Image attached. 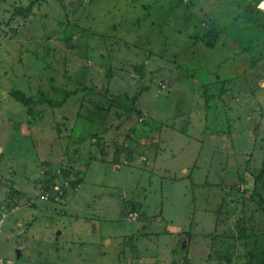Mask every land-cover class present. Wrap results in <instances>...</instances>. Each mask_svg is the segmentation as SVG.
<instances>
[{"label": "rangeland", "instance_id": "obj_1", "mask_svg": "<svg viewBox=\"0 0 264 264\" xmlns=\"http://www.w3.org/2000/svg\"><path fill=\"white\" fill-rule=\"evenodd\" d=\"M254 3L0 0V264H264Z\"/></svg>", "mask_w": 264, "mask_h": 264}, {"label": "trees", "instance_id": "obj_2", "mask_svg": "<svg viewBox=\"0 0 264 264\" xmlns=\"http://www.w3.org/2000/svg\"><path fill=\"white\" fill-rule=\"evenodd\" d=\"M260 0H255V3L254 4H256V3H258ZM254 4H252L251 6H250V8H249V12H248V14H251V15H255V16H257V17H262V13L261 12H259L258 10H256L254 7H253V5ZM31 8H32V4H30V5H28L26 8H24V9H18L17 11H18V13L20 14V15H23V16H28L29 14H30V11H31ZM11 96L16 100V101H18V102H20V103H22L24 106H26L28 109H30L31 108V106H32V104L34 103V100H33V98L32 97H30V96H27V95H25L22 91H20V90H13V91H11ZM228 261H229V258H228Z\"/></svg>", "mask_w": 264, "mask_h": 264}, {"label": "water", "instance_id": "obj_3", "mask_svg": "<svg viewBox=\"0 0 264 264\" xmlns=\"http://www.w3.org/2000/svg\"><path fill=\"white\" fill-rule=\"evenodd\" d=\"M16 254L17 258L21 256V251L19 250V248H16Z\"/></svg>", "mask_w": 264, "mask_h": 264}, {"label": "snow or ice", "instance_id": "obj_4", "mask_svg": "<svg viewBox=\"0 0 264 264\" xmlns=\"http://www.w3.org/2000/svg\"><path fill=\"white\" fill-rule=\"evenodd\" d=\"M261 6L264 7V0H262Z\"/></svg>", "mask_w": 264, "mask_h": 264}]
</instances>
